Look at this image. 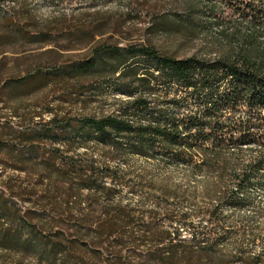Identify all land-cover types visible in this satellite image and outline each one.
<instances>
[{
    "label": "rangeland",
    "instance_id": "1",
    "mask_svg": "<svg viewBox=\"0 0 264 264\" xmlns=\"http://www.w3.org/2000/svg\"><path fill=\"white\" fill-rule=\"evenodd\" d=\"M207 7V2L201 0H0V181L24 177L13 164L2 163L1 158L8 151L25 156L29 150L2 130L4 125L19 130L14 113L25 120L24 127L31 126L38 116L47 120L48 111L74 121L115 117L133 126L153 123L159 112L179 116L180 112L163 105L164 91L157 86L146 96L155 111L136 113L130 102L137 95L122 94L120 90L126 83L116 81L118 74L111 76L109 65L115 57L107 55L100 61L95 55L105 49L133 46L149 47L179 60L196 57L213 61L229 56L239 42L228 40L227 35L244 20L231 15L223 4L216 2L212 13ZM93 59L98 63L95 70H87L80 78L69 77L74 66ZM130 64L140 70L147 65L135 59L120 70ZM109 140L111 143H101L89 137L69 141L64 149L81 171L93 164V174L86 173V177L107 189L96 194L82 190L83 212H87L89 199L96 204L89 209L94 210V218L99 209L112 212L123 207L134 216L131 228L135 238L145 225L171 236L178 234L184 240H189L193 232L203 233L210 228L221 240L222 255L260 256L257 264H264V186L248 188L244 203L223 206L216 224L210 227L203 215L216 205L211 193L207 194L217 186L214 172L190 170L157 143L147 147V153H139L144 148L131 146L124 136L112 135ZM112 142L118 143V152ZM48 146L44 142L39 148ZM255 153L256 147H243L240 152L230 150L225 157L237 172ZM193 160L199 162L200 158L193 154ZM105 170L112 175H103ZM72 176L73 172H68L67 178ZM228 183L226 180L219 188ZM229 188L233 189L234 184L229 183ZM11 202L21 211L30 208L25 201L11 198ZM184 215L187 221L182 222L179 218ZM5 226L0 222V230ZM8 226L11 233L15 232V223ZM124 232L127 235L131 231L126 228ZM88 233L83 229L76 236L66 237L73 246L63 251L61 259L67 261L65 264H107L102 261L107 255L99 258L85 246ZM123 242L127 243V238L123 237ZM148 246L146 241L137 255H143ZM128 257L138 261L135 254ZM0 264L40 263L21 258L13 247L0 245Z\"/></svg>",
    "mask_w": 264,
    "mask_h": 264
},
{
    "label": "trees",
    "instance_id": "2",
    "mask_svg": "<svg viewBox=\"0 0 264 264\" xmlns=\"http://www.w3.org/2000/svg\"><path fill=\"white\" fill-rule=\"evenodd\" d=\"M201 1L207 2L210 13L215 11L217 2L231 15L244 20L243 25L235 24L233 32L227 35L228 40L239 42L231 55L213 61L196 57L179 60L149 47L133 46L105 49L95 55L100 61L107 55L115 57L109 65L111 76L118 74L116 81L126 83L120 90L122 94L137 95L130 102L136 113L155 111L146 96L157 86L164 91L163 105L180 112L179 116L159 112L153 123L133 126L115 117L74 121L48 111L47 120L38 116L28 127L14 113L19 130L4 125L2 130L14 135V141L27 145L29 150L25 156L12 151L1 156L2 163H11L15 171L24 174L17 181L9 178L0 181V222L6 224L0 230L2 247H13L21 258L28 257L40 264H65L67 261L61 259L63 251L73 246L66 237L76 236L85 229L89 232L85 246L99 258L107 255L102 260L107 264H257L260 256L222 255L221 240L210 228L203 233L193 232L189 240H184L178 234L171 236L145 225L135 238L131 228L134 216L125 208L118 206L112 212L99 209L98 217L94 218V210L89 209L96 204L89 199L87 212H83L82 190L96 194L107 189L86 177V173L93 174V164L81 171L64 150L69 141L96 137L101 143H111L112 135L124 136L131 146L144 148L139 153H147V147L157 143L174 153L175 159L190 170L214 172L217 186L207 194L211 193L216 205L203 215L210 227L216 224L223 206L244 203L248 200L244 195L248 188L264 186V0ZM95 59L74 66L69 77L80 78L87 70H95L98 64ZM135 59L145 61L146 68L140 70L130 64L120 70ZM243 111V117L236 118ZM44 142L48 148H39ZM112 145L118 152V143ZM243 147L248 150L256 147V153L236 172L225 156L230 150L240 152ZM193 154L200 158L199 162H194ZM70 171L73 176L67 178ZM105 171L103 175H112L110 170ZM226 180L234 184L233 189L229 183L219 188ZM11 198L27 202L30 208L19 210ZM179 220L185 222L187 216ZM12 223L17 227L11 233L8 224ZM126 228L131 231L127 235ZM146 241L149 249L137 255ZM128 254L138 256V261L132 262Z\"/></svg>",
    "mask_w": 264,
    "mask_h": 264
}]
</instances>
